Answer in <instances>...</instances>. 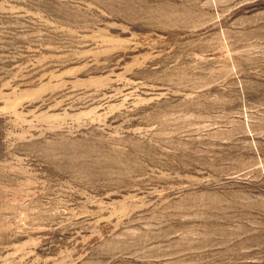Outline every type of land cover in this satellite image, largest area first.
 Here are the masks:
<instances>
[{
	"label": "rangeland",
	"instance_id": "1",
	"mask_svg": "<svg viewBox=\"0 0 264 264\" xmlns=\"http://www.w3.org/2000/svg\"><path fill=\"white\" fill-rule=\"evenodd\" d=\"M0 264H264V0H0Z\"/></svg>",
	"mask_w": 264,
	"mask_h": 264
}]
</instances>
